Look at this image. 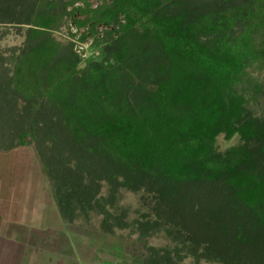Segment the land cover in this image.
I'll list each match as a JSON object with an SVG mask.
<instances>
[{
    "label": "trees",
    "instance_id": "obj_1",
    "mask_svg": "<svg viewBox=\"0 0 264 264\" xmlns=\"http://www.w3.org/2000/svg\"><path fill=\"white\" fill-rule=\"evenodd\" d=\"M81 1L34 0L18 12L0 0L2 20L17 13L32 25L29 50L10 74L0 68V132L13 128L0 150L34 141L64 224L122 239L117 230H138L133 264H264V0L248 12L236 0L199 2L191 14L181 0ZM47 5L57 9H38ZM84 25L80 39L91 35L100 59L52 35L65 26L75 38ZM221 134L237 142L221 151ZM142 188L162 222L127 220L126 203L114 204L115 192ZM187 201L201 235L168 222L172 203Z\"/></svg>",
    "mask_w": 264,
    "mask_h": 264
},
{
    "label": "rangeland",
    "instance_id": "obj_2",
    "mask_svg": "<svg viewBox=\"0 0 264 264\" xmlns=\"http://www.w3.org/2000/svg\"><path fill=\"white\" fill-rule=\"evenodd\" d=\"M6 1L2 0V3L5 4ZM45 1L48 3L52 1L65 2L68 4L65 8L68 9L73 4L84 5L81 0H74L72 4L67 3L70 0ZM182 1L184 4L182 11L187 14H191L193 9L196 10L195 7L199 2L210 8L216 5L225 8L234 3V0H198L197 3L195 2L197 0H181V5H179L181 7L183 6ZM236 1L241 7L244 6L247 12L254 9L255 6L261 5L260 0L250 2L251 4L245 3V0ZM27 2L30 5H35L34 0H15L17 11L19 12V9L22 8L21 4ZM87 2L94 8L101 4L102 0H87ZM211 3L215 5H211ZM57 8L48 5L42 8L38 6V9L43 12H53ZM161 8L172 10L174 7L166 5ZM11 18L10 20L13 21L11 24L0 18V68L7 67L9 74L13 71L16 62L29 50L26 43L27 27L32 26L31 24H17L18 20L24 19L20 14L15 13ZM87 29L88 26L84 25L76 37L72 38L66 27L61 26L52 35L65 45L74 42V49L76 46L81 47L84 50V54L81 55L84 59H100L102 56L100 49H93L90 45L92 36L88 34L83 40L80 39L83 36V31ZM107 29L109 27L105 22L98 23L96 26L100 36L106 34ZM72 31L77 32L76 26L72 28ZM84 65L85 60L79 64V66ZM259 99L264 101L262 96ZM50 106L46 108L48 113H52ZM254 109L257 111L259 106H255ZM11 129H13L11 124L1 129V147L4 142L10 145L11 137L8 136V133L11 132ZM27 140L24 145L11 146L10 150L6 148L3 151L0 150V264H133L134 261L131 258L135 256L134 252L142 251L141 246L137 243L138 230L134 227L117 230L115 234L122 233L123 238H127L122 239L93 232L87 227L66 225L61 221L52 196L50 181L41 163L35 143L31 139L29 142ZM236 142L237 136L226 140L221 134L216 138V146L221 151ZM118 177L121 178V176ZM101 184L103 185L100 194L106 197L111 185L109 186L105 181H101ZM116 193H114L115 196L117 195L114 204L117 202L118 205L123 206L122 204L126 203V206L129 207V212L126 215L127 220L134 217L143 219L144 217L140 214L147 213L146 217L149 219L162 222L163 215H158L153 210L154 207H157L155 197L150 200L151 193L145 191L144 188L138 192L125 189L122 197ZM142 196L145 198V205L142 204ZM172 205L173 208L170 206V211L166 213L169 218L168 222L178 226L184 233L187 231L190 234L192 231L201 235L205 229L203 220L197 218L196 203L187 201L184 207L183 205L176 207L174 203ZM157 208L159 209V207ZM160 208L163 209L162 206ZM176 222L178 223L176 224ZM185 264H193V262L191 259H187ZM199 264L207 263L201 261Z\"/></svg>",
    "mask_w": 264,
    "mask_h": 264
},
{
    "label": "water",
    "instance_id": "obj_3",
    "mask_svg": "<svg viewBox=\"0 0 264 264\" xmlns=\"http://www.w3.org/2000/svg\"><path fill=\"white\" fill-rule=\"evenodd\" d=\"M70 19L72 20V18H70ZM71 26H72V28L75 27L74 22L71 23ZM75 50H76L77 52H79L81 55L84 54V50H83L81 47H79V46H76V47H75Z\"/></svg>",
    "mask_w": 264,
    "mask_h": 264
},
{
    "label": "crops",
    "instance_id": "obj_4",
    "mask_svg": "<svg viewBox=\"0 0 264 264\" xmlns=\"http://www.w3.org/2000/svg\"><path fill=\"white\" fill-rule=\"evenodd\" d=\"M2 239H4V238L2 237Z\"/></svg>",
    "mask_w": 264,
    "mask_h": 264
}]
</instances>
